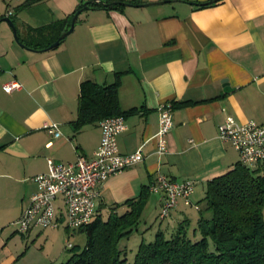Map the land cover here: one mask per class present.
<instances>
[{
  "label": "crops",
  "instance_id": "obj_1",
  "mask_svg": "<svg viewBox=\"0 0 264 264\" xmlns=\"http://www.w3.org/2000/svg\"><path fill=\"white\" fill-rule=\"evenodd\" d=\"M23 1L0 0V264H24L28 242L39 241L43 249L53 232L60 233V243L66 238L61 199L55 203L56 228L34 227L22 235L15 222L36 192L32 179L47 171L48 158L71 164L79 154L91 158L99 145V122L75 126L83 81L118 80L126 124L117 136L118 150L143 155L97 186L94 219L125 212V201L163 175L194 183L191 205L178 198L164 232L169 235L184 219L194 223L204 185L239 162L237 151L219 139L218 125L232 117L264 126V0L205 6L200 4L212 0H119L134 6L88 9L59 46L45 51L20 44L29 48L32 29L55 23L60 30L83 0H45L15 11ZM159 2L164 3L136 7ZM9 12L20 44L1 21ZM11 81L21 88L6 93L2 86ZM165 102L173 105V126L159 155L157 108ZM49 122L58 125V138L42 127ZM162 199L149 193L142 213L156 218ZM50 263L63 258L59 254Z\"/></svg>",
  "mask_w": 264,
  "mask_h": 264
},
{
  "label": "trees",
  "instance_id": "obj_2",
  "mask_svg": "<svg viewBox=\"0 0 264 264\" xmlns=\"http://www.w3.org/2000/svg\"><path fill=\"white\" fill-rule=\"evenodd\" d=\"M44 1L25 0L15 11ZM117 1L104 0L105 3ZM217 1L220 0L200 6ZM80 7L81 4L75 10ZM70 20L60 30L55 23L30 30L31 41L26 45L34 50L49 47ZM18 40L23 42L19 37ZM118 84V80L110 85L83 81L79 86L75 126L93 125L117 115L124 117L118 102ZM204 186L196 221L191 224L189 219H184L169 235L158 231L153 241L140 242L134 264H264V163L250 168L238 162L232 170ZM148 194L146 187L138 198L125 201L129 205L125 212L111 211L106 219L93 218L79 229L85 234L84 247L68 248L73 252L61 264H126L119 244L137 229Z\"/></svg>",
  "mask_w": 264,
  "mask_h": 264
},
{
  "label": "built area",
  "instance_id": "obj_3",
  "mask_svg": "<svg viewBox=\"0 0 264 264\" xmlns=\"http://www.w3.org/2000/svg\"><path fill=\"white\" fill-rule=\"evenodd\" d=\"M9 12L6 16H10ZM6 93L21 88L17 81L4 84ZM170 102L159 105L158 131L156 149L159 155L166 152V136L173 126ZM125 119L121 115L105 118L99 122L101 129L100 142L91 158L77 155L74 163L62 164L48 158L47 171L34 177L36 192L30 197L28 205L15 222L18 232L24 235L30 229L56 228V200L61 199L64 205L66 227L78 230L88 225L95 215L96 199L99 196L97 186L109 176L121 173L124 169L139 163L143 159L141 151L132 154H121L117 146V136L126 130ZM56 123H45L42 127L55 138L60 136ZM220 140L227 142L238 153L239 163L254 168L264 163V126L253 121L238 123L227 117L217 127ZM191 180L175 182L159 175L148 187L150 194H161L163 199L157 213L162 222L176 207L181 198L185 205H191L190 196L194 190ZM67 244V248H71Z\"/></svg>",
  "mask_w": 264,
  "mask_h": 264
},
{
  "label": "rangeland",
  "instance_id": "obj_4",
  "mask_svg": "<svg viewBox=\"0 0 264 264\" xmlns=\"http://www.w3.org/2000/svg\"><path fill=\"white\" fill-rule=\"evenodd\" d=\"M187 211L191 212L192 214L197 213L193 211V208L191 209L187 207ZM153 213L154 212L149 213V211H144L142 213L141 220L138 226H136L137 229L133 231L132 235L129 238L123 239L120 242L119 248L123 250L125 254L124 257L126 259V264H134V253H136L140 242L143 241L145 243H148L149 241H153L158 231H165L164 225L168 221L167 218L162 220L161 222L157 217L155 218V215ZM53 233L54 234L48 237L46 244L43 245V249H41V244L39 241L33 244H30V242H28L29 244L26 251L27 253L24 257V264H51L50 262L55 261L56 256H58L59 254L62 256L64 262L73 252L68 251V249L66 248L67 244L70 243L71 245H73V250L82 249L85 245V234L78 230H69L66 233V238L62 243H60L61 241L59 239L60 233ZM164 233L166 234V232Z\"/></svg>",
  "mask_w": 264,
  "mask_h": 264
},
{
  "label": "water",
  "instance_id": "obj_5",
  "mask_svg": "<svg viewBox=\"0 0 264 264\" xmlns=\"http://www.w3.org/2000/svg\"><path fill=\"white\" fill-rule=\"evenodd\" d=\"M164 2H159V3H150V4H140V5H136V7H146V6H151V5H156V4H163ZM99 5H103L104 8H111V7H114V6H121V7H128V6H134L130 3H126V2H123V1H117V2H111V3H105L104 0H83L82 3H81V7L78 8L77 10H75V13L73 14L71 20L69 21L70 24L68 27L64 28L61 33L58 35L57 39L47 48L41 50V51H45V50H50L52 48H55L57 46H59L66 38L67 36H69V34H71V32L73 31L74 27L76 26L77 24V19L79 17L80 14L88 11L89 10H96L97 6ZM1 21L7 23V25H9L12 33H13V36L15 41L17 43L20 44L19 40H18V33L15 29V26L13 23V20L8 17V16H5L1 19ZM21 46H23L24 48H26L27 50H31V51H37V50H33L32 48H28L22 44H20Z\"/></svg>",
  "mask_w": 264,
  "mask_h": 264
}]
</instances>
